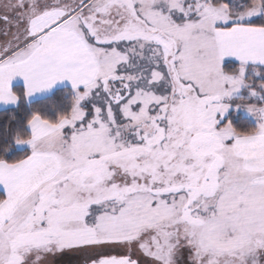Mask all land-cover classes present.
Returning a JSON list of instances; mask_svg holds the SVG:
<instances>
[{"label": "snow or ice", "instance_id": "1", "mask_svg": "<svg viewBox=\"0 0 264 264\" xmlns=\"http://www.w3.org/2000/svg\"><path fill=\"white\" fill-rule=\"evenodd\" d=\"M3 8L16 31L0 48V102L19 100L17 76L28 96L65 79L76 95L58 120L35 112L30 135L0 140V264L66 252L82 264H264V104L246 105L255 128L221 124L225 98L250 86L246 65L264 64V0ZM13 141L31 151L8 161Z\"/></svg>", "mask_w": 264, "mask_h": 264}, {"label": "trees", "instance_id": "2", "mask_svg": "<svg viewBox=\"0 0 264 264\" xmlns=\"http://www.w3.org/2000/svg\"><path fill=\"white\" fill-rule=\"evenodd\" d=\"M224 67L228 71L237 70L238 62L225 60ZM264 69L263 67H259ZM19 98V104L16 107L0 110V140L11 141L13 136L19 132L21 135L27 136L31 132L29 130L28 120L35 112H39L44 118L56 121L59 116L71 110L72 100L76 95V89L71 87H61L54 90L50 95L28 101L25 96V88L23 85H15L13 87ZM231 122L233 126L239 130H248L257 127V124L249 117L232 112L221 123ZM31 150L26 144H18L13 141V147L4 153V158L13 161L22 158ZM4 193L0 191V198L4 197Z\"/></svg>", "mask_w": 264, "mask_h": 264}, {"label": "rangeland", "instance_id": "3", "mask_svg": "<svg viewBox=\"0 0 264 264\" xmlns=\"http://www.w3.org/2000/svg\"><path fill=\"white\" fill-rule=\"evenodd\" d=\"M8 3V0H0V15H3L5 9L3 5ZM229 5L236 11L243 10L244 6L250 3V0H228ZM5 31L9 34L5 35ZM15 27L6 26L0 21V48L4 47L11 40V33L15 32ZM228 60V59H225ZM224 60V61H225ZM241 62H238L240 66ZM239 67L236 71H238ZM246 79L250 81V86H242L232 97L225 98V102L229 103L230 107L226 113L223 114L221 123L232 112L235 114H241L249 117L253 120L257 126L259 124V118L256 114L250 112L246 105L248 104H264V87H261V81H264V69L257 66L246 65ZM253 90L257 94H253ZM243 98V99H242ZM239 105V107H237ZM68 129H65L67 132ZM27 145V144H26ZM30 148V146L28 145ZM31 150V148H30ZM84 255L80 253L66 252L63 254H54L47 257L45 264H82ZM264 260V257H262Z\"/></svg>", "mask_w": 264, "mask_h": 264}, {"label": "crops", "instance_id": "4", "mask_svg": "<svg viewBox=\"0 0 264 264\" xmlns=\"http://www.w3.org/2000/svg\"><path fill=\"white\" fill-rule=\"evenodd\" d=\"M225 59L232 60V61H235V62H240L238 60V58H235V57H226ZM248 64L251 67L257 66V67H263L264 68V64H261L259 62H249ZM18 84L24 86V88H25V96H26V99L28 101H34V100H37V99L46 97V96L50 95L57 88H61V87H71V88H74L73 85H72V83L70 82V80L65 79L63 81H57L51 88L40 90V91L32 94L31 96H28V95H26V87H27L26 81L24 80L23 77L17 76L15 78H13V80L11 81V87H12V89H13V87L15 85H18ZM18 104H19V100L17 102H15V103H12V102H8V103L0 102V110H4V109H8V108H13V107H16ZM29 130L31 132V126L30 125H29ZM0 191L4 193V189H3L2 186H0Z\"/></svg>", "mask_w": 264, "mask_h": 264}]
</instances>
